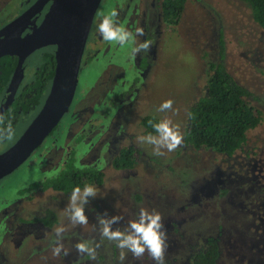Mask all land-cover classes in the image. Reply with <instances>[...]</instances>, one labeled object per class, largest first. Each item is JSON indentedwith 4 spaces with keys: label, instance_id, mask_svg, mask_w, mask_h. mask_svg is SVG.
I'll list each match as a JSON object with an SVG mask.
<instances>
[{
    "label": "flooded vegetation",
    "instance_id": "flooded-vegetation-1",
    "mask_svg": "<svg viewBox=\"0 0 264 264\" xmlns=\"http://www.w3.org/2000/svg\"><path fill=\"white\" fill-rule=\"evenodd\" d=\"M36 2L37 0H0V32L28 11L29 15L23 22L20 37L38 27L48 10L50 1L42 6H36ZM100 2L101 0L92 16L78 67V72L79 69H85L87 66L94 67L97 71L96 79L87 92L72 99L66 112L67 121L64 130L52 135L57 124L45 137L49 138L47 145L39 153L33 154L39 145L28 156L30 157L28 166H36L38 176H35L30 184L18 189L13 200L2 201L0 232L3 240L12 237L13 223L40 225L48 229L57 224L58 217L51 206L45 207L39 213L35 210L26 213L20 206L25 203L33 205L39 203L41 206L48 203L46 202L48 200H55L52 194L71 193L44 186V183L55 178L69 161H72L73 167L80 170L84 177L88 168L101 174L104 168H112V161L122 148L132 149L131 168L138 158L135 146L130 143V131L127 132L130 109L136 96L140 94L143 82L152 71L156 46L161 34L169 27H175L178 21L174 25L164 21L161 0H110V8L107 7L106 10H109V13L112 10L118 12V23L133 33L136 28H143L144 36L137 37V40L142 42L147 39L153 42L149 53H142L131 59L127 47L121 49L118 45L108 44L97 31L101 19L107 15L102 12ZM12 3L14 8L10 9ZM90 37L94 42L88 44ZM219 42L222 43L220 40ZM38 53L41 55L34 58ZM45 54H50L51 58L45 57ZM53 54L52 46L30 53L22 60L20 72L15 76L17 58L13 55L0 57V113L11 120L14 129L23 124L9 145L0 144V154L19 138L40 110L49 91L54 71ZM13 78L15 81H12ZM246 100L250 101L249 104L254 108L259 104L264 106V100L254 101L251 95H248ZM93 138L101 139L102 146L95 161L101 164L100 168L93 167L92 162L83 156L84 153L75 155L72 152L76 144L89 147ZM244 155L251 158L253 168L247 170L244 180L238 186H234L235 199L232 197L228 199L230 190L227 182L221 183L220 186L218 183L212 186L214 191L205 198L206 201L203 199L180 201L175 210L162 214L168 236L166 264H200L208 253L207 249L212 247L216 251L212 264H264L263 160L259 156L258 149L255 150L253 147L244 149V144L236 152L224 156L239 158ZM257 156L261 165L253 163V158L256 161ZM7 176L1 178L0 182ZM252 188V193L247 196L242 195L245 190L251 191ZM173 212L181 215L182 220L171 215ZM135 217V211L125 214L123 221L117 227H124L128 220ZM97 229L98 225L85 233L86 235H78L77 232L65 235L71 247L70 254L64 257L68 264H93L87 257L80 256L74 245L81 239L95 237L99 240ZM54 238L55 234L50 233L45 239L47 241L45 244L52 242ZM102 247L94 263L119 264L118 256L114 252L115 246L110 245L109 256L104 253ZM3 252L0 251V264H12ZM18 263L19 261L16 262ZM125 264H154V262L147 254L141 260H136L129 254Z\"/></svg>",
    "mask_w": 264,
    "mask_h": 264
},
{
    "label": "rangeland",
    "instance_id": "rangeland-1",
    "mask_svg": "<svg viewBox=\"0 0 264 264\" xmlns=\"http://www.w3.org/2000/svg\"><path fill=\"white\" fill-rule=\"evenodd\" d=\"M100 7L103 13L108 14L109 10L106 9L110 8V0H101ZM12 8L13 3L10 4ZM92 42L94 40L90 37L88 44ZM40 55L38 53L34 58ZM217 63H222L233 81L245 89L254 101L264 100V27L252 21L248 5L242 0H186L177 25L161 34L152 71L130 109L127 132L130 131V143L135 146L138 155L134 166L128 170L103 169L101 182L91 185H95L105 195L103 198L97 196L90 199L85 208L89 217L86 226L73 228L67 221L64 209L70 193L52 194L55 200H48L41 206L39 203L20 206L26 213L33 210L39 213L51 206L58 219L57 224L49 229L40 225L13 223L10 240H3L0 232V251H4L3 254L11 263L68 264L64 256L52 255L51 242L45 244L49 234H55L54 229L62 223L68 229L66 234L77 232L78 235H84L97 225V215L107 213L109 216H124L132 211L138 214L140 208L154 209L162 215L175 210L180 201H206L205 198L214 191L212 186L218 183L220 186L224 182H227L230 190L228 199H235L234 186H238L247 170L253 168L251 158L245 155L227 157L211 149H193L183 145L174 152L155 156L151 146L136 142L137 136L146 135L141 121L147 116L156 118L158 122L171 118L184 133L189 107L203 96L208 65ZM96 73L95 68L90 66L79 69L72 99L87 92L96 79ZM169 99L174 101L173 108L178 109V112L157 111L160 104ZM255 108L261 112L262 121L247 131L244 149H258L264 165V106L259 104ZM66 121L65 114L51 134L59 130L62 132ZM22 127L23 124H20L15 128V137ZM45 139L33 154L39 153L47 145L49 138ZM90 143L89 147L76 144L72 152L75 155L84 153L83 156L92 162L93 167L100 168L101 164L95 161L102 146L101 139L93 138ZM29 159L0 182V207L2 201L13 200L18 189L30 184L38 176L36 166H28ZM255 159L253 163L261 165L258 156ZM252 192L253 188L251 191L245 190L242 195L247 196ZM171 215L182 220L177 212ZM64 243L71 248L66 237ZM110 245L105 241L102 247L108 256ZM114 252L119 255L117 249ZM89 262L95 264L94 261Z\"/></svg>",
    "mask_w": 264,
    "mask_h": 264
},
{
    "label": "clouds",
    "instance_id": "clouds-1",
    "mask_svg": "<svg viewBox=\"0 0 264 264\" xmlns=\"http://www.w3.org/2000/svg\"><path fill=\"white\" fill-rule=\"evenodd\" d=\"M118 12L112 10L109 14L103 16L97 26V31L108 44L118 45L121 49L128 48V56L135 59L142 53L151 51L153 42L143 40L139 42L137 37L144 36L143 28H136L135 33L130 31L124 25L117 22ZM174 101L169 99L162 102L157 109L159 112H178L173 108ZM192 118V113H187ZM153 132L146 135H139L136 142L139 145H149L152 147L153 155L163 156L165 153L176 151L184 144L185 134L180 126L171 118L161 119L159 122L149 121ZM15 129L12 122L3 113H0V144L13 141ZM105 194L95 185L87 184L81 189L75 187L71 191L67 205L64 209L68 223L73 227H83L89 224V217L86 215L85 208L90 199L97 196L103 198ZM123 216L97 215L99 240L95 237L90 239H81L75 245L76 252L87 257L90 261H96L99 256V250L105 241L114 245L118 250L119 264H125L129 254L136 260H141L147 254L154 264H166L165 255L167 250V230L163 222L164 218L160 212L140 208L134 219L128 220L124 227H117L123 221ZM68 229L63 225L54 229L55 238L51 242V253L54 257L68 256L71 248L66 247L64 243L65 235Z\"/></svg>",
    "mask_w": 264,
    "mask_h": 264
},
{
    "label": "water",
    "instance_id": "water-1",
    "mask_svg": "<svg viewBox=\"0 0 264 264\" xmlns=\"http://www.w3.org/2000/svg\"><path fill=\"white\" fill-rule=\"evenodd\" d=\"M49 1L42 21L29 34L19 35L29 11L0 32V57L13 55L17 58L14 76L30 53L54 47V71L49 91L37 115L19 138L0 154V179L17 169L66 114L77 84L83 46L100 0H37L35 5L42 6Z\"/></svg>",
    "mask_w": 264,
    "mask_h": 264
},
{
    "label": "trees",
    "instance_id": "trees-1",
    "mask_svg": "<svg viewBox=\"0 0 264 264\" xmlns=\"http://www.w3.org/2000/svg\"><path fill=\"white\" fill-rule=\"evenodd\" d=\"M186 0H161L162 17L168 24L177 23ZM250 8L252 21L264 25V0H242ZM50 57V54H45ZM222 52L220 50V59ZM248 92L236 84L225 71L222 63L209 64L204 93L187 113L185 139L183 146L193 149L206 148L223 155H231L245 143L247 131L255 128L261 122V113L247 102ZM158 122L152 116L144 117L141 126L145 133H152L149 121ZM132 149L122 148L112 161V168L116 170L130 169L133 160L130 158ZM84 175L73 167L69 161L59 174L44 183L45 187H52L65 193L75 187H84L87 184H99L102 174L90 168ZM208 252L200 264H212L215 258V248Z\"/></svg>",
    "mask_w": 264,
    "mask_h": 264
}]
</instances>
